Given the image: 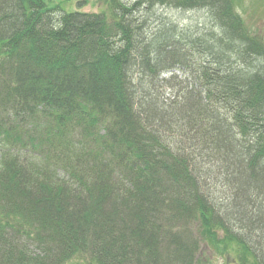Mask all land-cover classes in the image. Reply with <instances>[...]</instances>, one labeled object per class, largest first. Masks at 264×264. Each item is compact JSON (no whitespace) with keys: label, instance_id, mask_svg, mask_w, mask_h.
I'll use <instances>...</instances> for the list:
<instances>
[{"label":"trees","instance_id":"obj_1","mask_svg":"<svg viewBox=\"0 0 264 264\" xmlns=\"http://www.w3.org/2000/svg\"><path fill=\"white\" fill-rule=\"evenodd\" d=\"M83 1L0 0V264H264V39Z\"/></svg>","mask_w":264,"mask_h":264},{"label":"rangeland","instance_id":"obj_2","mask_svg":"<svg viewBox=\"0 0 264 264\" xmlns=\"http://www.w3.org/2000/svg\"><path fill=\"white\" fill-rule=\"evenodd\" d=\"M66 1L68 2V0ZM70 3L71 2L69 1L67 5L72 6V3ZM232 5H234L238 15L243 18L247 31L264 35V0H233ZM105 6L106 4L103 0H86L83 1L81 7L79 8L94 12L99 11ZM73 7L77 8V4H74ZM161 9L164 12V16L179 22L181 25L186 23L188 24L190 22L192 25H195L196 23L204 22L206 18H208L206 16V11L200 9L187 12L182 9L178 10L179 8L177 9L176 7H167V5ZM256 37L264 39V36ZM186 77L187 75L179 70L178 77L173 80L171 84H175L176 89H180L185 86L186 81H188ZM165 88V96H169L170 94L173 95L170 88ZM220 232L221 231H219V234H221ZM201 245V251L199 253V260L201 261V264H239L237 255L234 254L236 253L234 249H225L223 244H219V246H217L211 242V240L208 241V239L202 240Z\"/></svg>","mask_w":264,"mask_h":264},{"label":"flooded vegetation","instance_id":"obj_3","mask_svg":"<svg viewBox=\"0 0 264 264\" xmlns=\"http://www.w3.org/2000/svg\"><path fill=\"white\" fill-rule=\"evenodd\" d=\"M264 36V35H260V34H256V33H253L252 31H248V35L247 36Z\"/></svg>","mask_w":264,"mask_h":264}]
</instances>
